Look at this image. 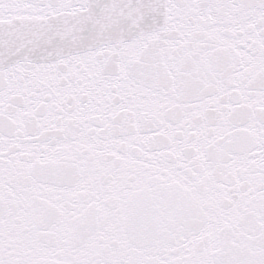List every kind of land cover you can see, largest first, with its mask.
<instances>
[{"label": "snow or ice", "instance_id": "6c2138e0", "mask_svg": "<svg viewBox=\"0 0 264 264\" xmlns=\"http://www.w3.org/2000/svg\"><path fill=\"white\" fill-rule=\"evenodd\" d=\"M0 264H264V0H0Z\"/></svg>", "mask_w": 264, "mask_h": 264}]
</instances>
